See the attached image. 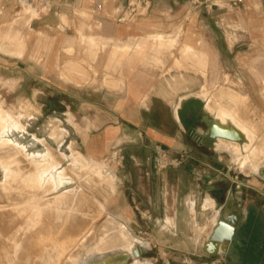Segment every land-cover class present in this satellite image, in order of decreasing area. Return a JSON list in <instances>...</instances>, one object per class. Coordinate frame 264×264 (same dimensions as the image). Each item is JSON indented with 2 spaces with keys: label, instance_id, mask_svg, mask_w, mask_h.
Returning a JSON list of instances; mask_svg holds the SVG:
<instances>
[{
  "label": "crops",
  "instance_id": "1",
  "mask_svg": "<svg viewBox=\"0 0 264 264\" xmlns=\"http://www.w3.org/2000/svg\"><path fill=\"white\" fill-rule=\"evenodd\" d=\"M233 1L202 0V6L194 7L189 0H151V8L127 24L117 18L126 11L128 0H44L43 7L32 0H0V48L10 41L24 44L21 55L0 49V79L17 85L26 79L41 80L66 101L75 100L78 115L90 117L91 130L97 132L91 142L87 138L84 143L87 154L97 143L98 150L116 149L114 159L120 157V163L171 160L184 163L190 176L192 167L199 164L226 176L222 165L201 157L199 150L206 136L218 140L211 135L214 117L205 114L210 113L207 104L196 94L203 76L194 70H177L180 57L170 56V49L159 38H173L168 45L178 42L173 50L191 57L183 67L203 68L215 55L224 67L230 68L231 62L239 67L242 51H264V0H243L232 8ZM29 7L34 16L25 25L26 42H20L16 39L20 27L12 24ZM229 35L235 41L227 39ZM69 64L80 72H68ZM68 103L61 102L64 109H69ZM133 148L143 154H130ZM104 156L112 157L107 152ZM196 168V186L207 188L201 215L206 221L213 214L209 232L204 238L197 237L196 244L211 257H224L228 251L211 254L204 252L203 244L222 217L235 219L247 227L245 241L259 252L241 264H264V227L259 226L264 210L257 213L242 199L232 203L235 194H242L241 186L244 193L246 188L264 190V178L239 182L237 176L227 175V181L217 183L208 171L198 173ZM188 205L192 222L200 226L195 196L189 197ZM249 209L253 211L250 215ZM157 222L167 223V219Z\"/></svg>",
  "mask_w": 264,
  "mask_h": 264
},
{
  "label": "rangeland",
  "instance_id": "2",
  "mask_svg": "<svg viewBox=\"0 0 264 264\" xmlns=\"http://www.w3.org/2000/svg\"><path fill=\"white\" fill-rule=\"evenodd\" d=\"M33 16V10L29 7L16 17L17 20L12 25L20 27V32L17 38L15 37L18 41L26 42L25 25ZM159 39L161 45H167L165 48L170 49L168 50L170 56L180 57V61H177V70H194L203 76V80L198 82L199 90L196 94L207 106L210 104L211 109L218 113L223 122L233 119L239 131L248 140L239 138L236 133L232 137L217 138V141H212L207 136L204 138L205 144L199 149L203 152L201 157L205 156L210 162L222 165L224 171L221 170L226 176L201 164L197 168L192 167L193 175L190 176L185 170L184 163H173L171 160L170 162L162 160L155 164L120 163V157L114 159L116 149L98 150L97 143L93 152L87 154L84 143L87 138L91 142L97 132L91 130L90 117L78 115V105L75 100L66 101L65 97L61 98L57 90L41 80L26 79L25 82L17 85L14 81L0 79V126L3 128L0 131V141H5L4 144L7 145L5 151L8 150V153L1 152L6 157H3L4 165L7 166L12 181V194L8 195L2 190L4 173L0 167V264H8V260L5 259H7L6 253L11 250L13 244L10 239L17 237L16 227L23 226L30 214L18 209L26 202L23 195L33 190L38 193L47 188L50 189L47 195L51 196L50 198L70 197L72 211L64 229L74 240L72 247L63 258L59 262L52 260L50 264H81L92 253L104 254L107 248L119 244L124 237L125 228L147 244H127L130 247L129 252L112 257L110 260L112 264L119 262L120 264H235L226 256L211 257L203 253L200 245L195 242L197 237L204 238L209 232L211 228L209 220L213 214H208L206 221L201 215V202L207 194V188L205 184L196 186L194 172L195 168L198 173L208 171L217 183L227 181L228 176H237L238 180H236L239 182L258 177L264 178V163L256 170L258 163L252 159L254 152L247 151L251 147L256 151L260 150L261 154L262 151L264 153V51L246 53L242 51L239 67L232 62L230 68L224 67L221 59L215 55L207 59L205 67L191 69L182 66L183 63L189 64L191 57L184 56L182 50L181 54L178 50H173L178 48V42L171 47L168 44L173 42V38L161 36ZM227 39L231 42L235 41L230 35ZM235 39L238 40L236 36ZM218 42L222 44V40ZM20 45L24 47V44ZM237 54L239 52L230 56L234 58ZM224 56L227 57V54ZM67 70L70 73L80 72L73 64H69ZM61 102H69L68 106L72 107V111L70 107L64 109L65 106ZM213 105L216 109H213ZM205 114L214 117L208 111ZM58 127L67 132L62 131V138L55 139L51 135ZM231 139H236L240 144L237 154L221 149L222 140L236 148L237 143ZM230 140L233 142L231 143ZM10 144L17 145L13 147ZM8 148L15 154H10ZM106 152L112 157L107 159L104 156ZM80 153L86 159L99 164L101 169H87L84 164L75 163L73 157ZM129 153L143 154L141 149L137 148L129 150ZM61 174L70 182L59 190L54 184L56 177ZM32 176L43 178L40 180L43 182L41 190L28 185ZM195 186L198 193L196 195ZM243 189L241 186L238 191L242 194H235L232 197V203L236 204L242 199L251 203L257 213H261V210H264V190L257 192L246 188L248 192H245L247 194L245 197ZM191 196L197 199V217L200 226H195L192 222L188 205ZM262 214L264 215V212ZM217 217L218 212L213 217L214 225H217ZM159 218L165 221L167 219V223L157 222ZM117 220L124 226H119ZM173 223H176V226H173ZM112 224L113 226L117 224L119 231L123 230L120 231L123 234L122 238L121 234L116 233L118 226L115 225L117 226L115 229L112 228ZM1 249L5 251L2 252ZM133 249L135 252L136 250L140 252L137 258L133 256Z\"/></svg>",
  "mask_w": 264,
  "mask_h": 264
},
{
  "label": "bare ground",
  "instance_id": "3",
  "mask_svg": "<svg viewBox=\"0 0 264 264\" xmlns=\"http://www.w3.org/2000/svg\"><path fill=\"white\" fill-rule=\"evenodd\" d=\"M180 38H181V34L178 35L179 40H180ZM23 48L24 47L20 44H13V43L8 42V44L7 43L3 44V46L0 49L3 50L4 52H7V53L13 54L14 52H16V53H20V55H21ZM11 49H14V51ZM206 107L210 111V113H212L214 115V126L211 130V135L213 137H215V138H220V137L222 138L225 136L232 137L236 133L237 136L239 135V138L241 137L244 140L247 139L239 131V129L236 126V123H235V121H233V119L232 120L228 119V121L223 122V120L218 115V113L214 112L211 109L210 104ZM214 108L216 109L215 106L213 107V109ZM226 108H227V106H226ZM230 112H231V110H230ZM3 113H5V112L3 111ZM6 114H7V112H6ZM18 116H20V115H18ZM9 120H11V119H9ZM15 122L17 123V121H15ZM2 124H3V121H2ZM11 124H12V122H11ZM19 124H20V122H19ZM0 125H1V121H0ZM15 125H17V124H15ZM2 127H5V126H2ZM0 128H1V126H0ZM2 130H3V128L0 129V131H2ZM62 131L67 132V131L63 130L62 128H59V127L55 128L53 130V133L51 136H53V138H55V139L62 138V136H63ZM228 137H227V141L229 139ZM223 139H225V138H223ZM231 140H235L234 142H236V143L238 142V141H236V139H231ZM219 141H220V139H219ZM227 141L222 140L223 145L221 146V149L228 150V151L232 152L233 154L239 153V150L237 148L240 149V144L237 143L236 145H238L239 147L237 146L236 148H233L232 147L233 145L228 143L229 141L228 142ZM246 141H248V140H246ZM4 142H3V140L0 141V143H1V145H0V147H1V150H0V167L4 173V178L2 181V187H3L2 190H4L9 195V194H12L11 193V189H12L11 182L12 181L10 178V173L7 170V166L4 165L3 157H5V156H3V155L6 154L5 152L8 153V150L5 151L6 150L5 147L7 145L4 144ZM6 142H7V140H6ZM232 142L233 141H231V143ZM8 144H9V142H8ZM2 145L4 146L3 148H5L4 150H2L3 149ZM10 145L15 147L17 144L15 146L12 144H10ZM234 146H235V144H234ZM17 147H19V146H17ZM8 149H10V148H8ZM17 150H19V148H17ZM1 151H3L4 154H2ZM11 151H13V150L10 149L9 153L13 154L14 152H11ZM247 151H250L252 153L254 152L252 159L257 161L258 167H256V170H258L259 166L262 163H264L263 151L261 154L260 150H259L260 151L259 152V151H256L254 149H251V147L248 148ZM246 153H248V152H246ZM241 156H242V154H241ZM73 158H75L74 159L76 161L75 163H81L82 165L84 164V166H86L85 168H87V169H90V168L96 169V170L101 169V166L99 164H96L94 161L92 162V161L86 159L84 157V155L81 153L78 154V156L73 157ZM254 169H255V165H254ZM33 172L35 173L36 171H33ZM100 173L103 174V171L101 172V170H100ZM41 179H43V178H41V177L35 178V176H32V178L29 179L28 185L33 187V188H39V190H41L43 187V182L40 181ZM56 179H57L56 184H54L56 189L61 190V189H63L64 186L69 185L70 181L68 179H66L62 174L58 175L56 177ZM25 191H27V190H25ZM33 191H30L27 194L23 195V198L26 202L24 203V205L22 207L18 208L19 211L23 212L25 210V211L29 212L30 214L28 215L27 219L25 218L26 223L23 226L20 225L21 226L20 228H19V226L16 227V229L18 228L17 229L18 232H16L17 234L15 232L14 233L16 234L17 237L14 239H10L13 242L11 250L9 249L10 251L8 253L5 252L6 256H7V259H5V260H8V264H50V262H52V260H56L57 262H59L60 259L63 258V255L65 253H67V251L72 247L71 245L74 242V240L69 237V235H68L69 232H66V230L64 229L66 227V222L70 219V214L72 211V209L70 208V206L72 205L71 199H69L70 197L64 198L62 196H55L54 199L50 198L51 196L50 197L47 196V195H49L48 192H50L49 188L45 189L44 191H40L38 193H35ZM20 197H22V196H20ZM74 210H76V209H74ZM71 217H72V215H71ZM117 222L120 224L119 226H121V227L124 226V224L122 222H120L118 220H117ZM217 223H218V217H217ZM115 225H117V224H115ZM115 225L113 226V224H112L111 225L112 228L115 227V229H116V227L118 225L117 226H115ZM119 226L117 229L118 231L116 233L119 235L121 234L120 235L121 238L123 237V234L120 231L124 230L123 239H121V240L118 239V240H120L119 244L115 247L107 248V250L104 252V254L97 253V252L92 253L90 256H87V258L84 259L81 262V264H112L110 261L112 257H115L118 254H124V253L127 254L129 252L130 247L127 246V244H130V243L132 245L136 244V243H140L143 245L147 244L144 241H142L141 239H139L136 235H134L129 229L125 228V229L119 231V229H120ZM16 229H15V231H16ZM117 234H115V235H117ZM111 237H112V235H111ZM8 239H6V240H8ZM8 241H6V242H8ZM229 244H230V240H228V239H224L222 241H219V240H213L211 237V238L207 239V241L203 244V248L205 249L204 252H208L211 254L226 253L229 249ZM6 247H8V246H6ZM1 251H2V249H1ZM3 251H5V250H3ZM132 251H133L134 258H137L139 256L140 252H138V250H136V252H135L134 249ZM3 258H5V257H3ZM119 264H120V262H119Z\"/></svg>",
  "mask_w": 264,
  "mask_h": 264
},
{
  "label": "water",
  "instance_id": "4",
  "mask_svg": "<svg viewBox=\"0 0 264 264\" xmlns=\"http://www.w3.org/2000/svg\"><path fill=\"white\" fill-rule=\"evenodd\" d=\"M214 123L212 124L213 128ZM237 221L226 220L222 217L219 220L218 226L213 232L212 239L222 241L224 239L230 240L229 250L227 254L231 258L240 259V248L243 247V242L240 235L236 231Z\"/></svg>",
  "mask_w": 264,
  "mask_h": 264
},
{
  "label": "built area",
  "instance_id": "5",
  "mask_svg": "<svg viewBox=\"0 0 264 264\" xmlns=\"http://www.w3.org/2000/svg\"><path fill=\"white\" fill-rule=\"evenodd\" d=\"M194 7H200L203 5L202 0H189ZM243 0H234L231 4V7H237ZM40 7H43L45 2L44 0H32ZM102 6L99 5L98 9H101ZM151 8V0H128V6L126 11L117 18L119 23H132L134 18L139 14L147 11Z\"/></svg>",
  "mask_w": 264,
  "mask_h": 264
},
{
  "label": "flooded vegetation",
  "instance_id": "6",
  "mask_svg": "<svg viewBox=\"0 0 264 264\" xmlns=\"http://www.w3.org/2000/svg\"><path fill=\"white\" fill-rule=\"evenodd\" d=\"M253 212L252 209H249L248 214L250 215V213ZM248 224V223H246ZM260 228L264 227V219H262L260 221L259 224ZM246 228L245 226H240V225H236V231L237 233L240 235L241 240L243 242V247L240 248V259H235V258H231L227 253H226V257L228 259H230L232 262H234L235 264H241L243 261H248L250 259V257H254V256H258L259 252L257 250H253L251 247V244L249 242H247L248 240L244 237V233L246 232ZM247 240V241H245Z\"/></svg>",
  "mask_w": 264,
  "mask_h": 264
}]
</instances>
